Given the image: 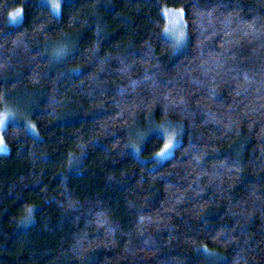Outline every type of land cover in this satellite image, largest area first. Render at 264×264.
Wrapping results in <instances>:
<instances>
[{
  "label": "trees",
  "instance_id": "16d2710c",
  "mask_svg": "<svg viewBox=\"0 0 264 264\" xmlns=\"http://www.w3.org/2000/svg\"><path fill=\"white\" fill-rule=\"evenodd\" d=\"M18 93L0 264H264V0H0Z\"/></svg>",
  "mask_w": 264,
  "mask_h": 264
},
{
  "label": "rangeland",
  "instance_id": "374dc122",
  "mask_svg": "<svg viewBox=\"0 0 264 264\" xmlns=\"http://www.w3.org/2000/svg\"><path fill=\"white\" fill-rule=\"evenodd\" d=\"M168 26L167 32L171 35L178 36L181 38L184 36V28L180 13L172 12L168 13ZM28 94L18 93L9 96L2 105H0V136L3 137L4 129L11 123H21L25 121L29 122V114L31 110L30 103L28 102ZM177 131L175 129H167L165 134L169 135L167 139L171 141L169 148L160 154L159 163L165 161L168 157L173 154V149L176 145L181 143V138L176 135ZM4 139V137H3ZM9 152L8 145L4 142L0 145V154ZM158 158V157H157Z\"/></svg>",
  "mask_w": 264,
  "mask_h": 264
},
{
  "label": "snow or ice",
  "instance_id": "6c2138e0",
  "mask_svg": "<svg viewBox=\"0 0 264 264\" xmlns=\"http://www.w3.org/2000/svg\"><path fill=\"white\" fill-rule=\"evenodd\" d=\"M21 11L22 9H17L15 13H9V15L15 18V16L18 15ZM3 144H4V139L2 136H0V145H3ZM170 144H171V141L169 140V142L165 143L163 148L160 149V153L158 154H163V152L169 148Z\"/></svg>",
  "mask_w": 264,
  "mask_h": 264
},
{
  "label": "clouds",
  "instance_id": "9594fccd",
  "mask_svg": "<svg viewBox=\"0 0 264 264\" xmlns=\"http://www.w3.org/2000/svg\"><path fill=\"white\" fill-rule=\"evenodd\" d=\"M66 51H67L66 46L61 44L59 47L54 49L53 55H54V57H60L64 54H66Z\"/></svg>",
  "mask_w": 264,
  "mask_h": 264
}]
</instances>
